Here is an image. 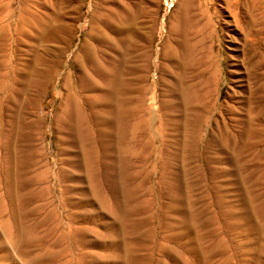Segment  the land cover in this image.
<instances>
[{
    "label": "rangeland",
    "instance_id": "rangeland-1",
    "mask_svg": "<svg viewBox=\"0 0 264 264\" xmlns=\"http://www.w3.org/2000/svg\"><path fill=\"white\" fill-rule=\"evenodd\" d=\"M241 1L237 28L216 2L229 72L206 125L185 132L170 117L157 60L177 0H148L152 46L132 115L117 128L102 119L89 142L65 103L69 52L45 58L49 27L29 21L64 14L72 52L101 5L0 0V264H264V0Z\"/></svg>",
    "mask_w": 264,
    "mask_h": 264
},
{
    "label": "bare ground",
    "instance_id": "bare-ground-1",
    "mask_svg": "<svg viewBox=\"0 0 264 264\" xmlns=\"http://www.w3.org/2000/svg\"><path fill=\"white\" fill-rule=\"evenodd\" d=\"M217 1L233 13L232 21L236 28L240 26L242 20L238 11L241 0H177L176 11L173 19L167 22L166 35L158 53L159 85L164 87L160 94L167 98L166 104L172 106L170 117L175 120L178 129L182 128L185 132L195 124L204 126L208 123L210 114L218 105L213 96L229 72L224 68L228 57L223 50L226 22ZM96 3L101 5V9L91 15L89 30L79 48L72 52L69 45L74 29L63 23L64 14L50 12L46 15V22H42L40 17L34 22L29 21L32 29L36 27L33 30L44 24L49 27V36L55 45L49 48L50 57L46 55L45 58L69 52L63 78L64 91L68 94L65 103L70 106L74 103L78 107L80 124L76 132L82 141L89 142L94 140L96 127L102 119L110 121L113 128L119 126L120 120L130 119V107L134 102L132 82L135 76L140 79L145 76L142 74L147 67L154 24V17L146 12L148 0H97ZM38 5L41 7L40 3ZM55 21L58 24H54ZM24 24L26 20L22 18L18 33H23L21 26ZM3 61L6 63L5 59ZM166 104H163V109ZM186 140L189 141V138ZM263 169L260 167L257 170L260 175L257 177L258 185L262 187ZM262 195L258 192L254 197L257 199Z\"/></svg>",
    "mask_w": 264,
    "mask_h": 264
}]
</instances>
